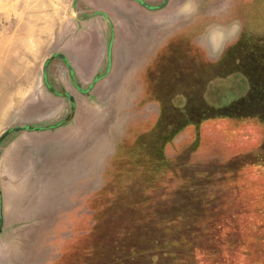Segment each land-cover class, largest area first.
<instances>
[{
    "label": "rangeland",
    "instance_id": "1",
    "mask_svg": "<svg viewBox=\"0 0 264 264\" xmlns=\"http://www.w3.org/2000/svg\"><path fill=\"white\" fill-rule=\"evenodd\" d=\"M115 1L121 13L79 0L74 9L73 0H0V53H14V72L23 70L16 61L22 56L33 60L34 70L41 67L28 96L16 95L22 88H15V79L0 87V135L16 126L43 128L10 132L0 142V264H92L81 254L96 216L125 212L134 206L126 207L125 199L149 192L144 186L155 177L139 167L142 147L161 122L166 120V131L173 129L179 117L173 106L223 108L250 91L252 81L243 71L252 64L223 76L214 67L242 39L264 36V0H189L195 4L181 15L172 5L155 10ZM74 42L90 45L91 59L102 61L98 69L71 74L53 56L62 53L69 61ZM192 117L200 119L199 110ZM22 132L30 137L26 142L17 141ZM48 137L56 142L46 143ZM197 139L198 146L188 148ZM263 141L264 125L256 118L219 117L183 126L164 154L228 170L232 157L255 151ZM248 162L236 180L244 189L227 197L222 188L217 200L224 213L244 208L210 245L226 264H264V163ZM198 259L215 264L207 255Z\"/></svg>",
    "mask_w": 264,
    "mask_h": 264
},
{
    "label": "trees",
    "instance_id": "2",
    "mask_svg": "<svg viewBox=\"0 0 264 264\" xmlns=\"http://www.w3.org/2000/svg\"><path fill=\"white\" fill-rule=\"evenodd\" d=\"M246 64L254 67L243 71ZM241 71L252 81L246 97L223 108L189 105L194 102L186 103L182 110L177 109L179 105L173 106L179 114L173 129L166 131V120L161 122L156 136L142 147L143 164L139 167L143 166L145 172L151 171L155 177L144 186L149 192L136 199H125L126 207L134 205L125 212L112 209L108 214L96 216L81 254L83 260L92 264H193L200 263L198 256L203 254L210 256L215 264H226L224 256L214 254L210 245L217 243L231 219H238L244 208L238 206L236 212L224 213L218 211L223 202L217 200L222 188L227 197L244 189L243 185H236L237 175L251 159L264 163V141L255 151L232 157L227 163L228 170L220 163L186 164L181 156L172 161L165 156L164 145L183 126L201 120L256 118L264 125V36L242 39L214 67L216 76ZM195 106L201 116L197 121L192 117ZM197 146L198 139L188 148ZM179 197H187V202H180ZM209 197H212L211 209ZM103 245L107 246L106 250Z\"/></svg>",
    "mask_w": 264,
    "mask_h": 264
},
{
    "label": "crops",
    "instance_id": "3",
    "mask_svg": "<svg viewBox=\"0 0 264 264\" xmlns=\"http://www.w3.org/2000/svg\"><path fill=\"white\" fill-rule=\"evenodd\" d=\"M82 1V4L84 6H97V7H104V8H110L113 11H115L116 13H121L120 11H118V9L116 7L119 6L118 1L115 0H79V2ZM126 1L128 3H146L147 6H145L144 4H142L143 7L148 8V9H152L149 7H157L160 4H162L163 0H123ZM191 3L189 2V0H169L168 4L166 6H176V12L179 14H187L190 11L187 10V5ZM192 5L195 4V2L193 1L191 3ZM165 6V7H166ZM181 10H178V9ZM189 11V12H188ZM103 13V12H102ZM106 15V14H105ZM130 15V14H129ZM197 15V14H194ZM105 17V16H104ZM107 20H109L110 18L107 16L105 17ZM73 44V52L72 54H70V56L68 55V59L66 57V60H63L68 68V70H70V72L74 71V72H78L79 70H81L80 72L83 71H87L89 68H94V65H96V69H98L102 63L101 60L99 61H94L92 60V56H93V52L92 49H90V45L88 46V44H83L84 46H78L79 44L77 43H72ZM111 45V41L109 42V46H108V50L110 48ZM21 49V48H20ZM6 48L2 49L1 53H0V87H8V86H12L11 81L12 80H16L14 86L15 88H22L21 90L16 91V95L18 96H28L31 91H32V87L35 84L36 79H38V71H40V68H38V70H34V63L33 60L31 61L29 58H24L22 56V60H16L18 62H23L24 68L23 70L19 69L16 72H14V70L11 68L10 63L14 60V57L12 56L14 53H8L5 52ZM80 51H87V55L84 57V59L81 58V56L79 55ZM108 54V52H107ZM111 54V53H110ZM108 59V58H107ZM92 61V62H91ZM109 60H107V68H108V62ZM70 62V64H69ZM92 64V66L90 67V65ZM70 66V68H69ZM71 72V74H72ZM26 132H22V135L18 137V142H26V138H30V137H26ZM29 136V135H28ZM46 136H39V139H44ZM52 140L54 142H56L54 139L48 137L45 139L46 143H51ZM11 147V146H10ZM9 147V148H10ZM15 148H17V146H15ZM9 159V158H8Z\"/></svg>",
    "mask_w": 264,
    "mask_h": 264
},
{
    "label": "water",
    "instance_id": "4",
    "mask_svg": "<svg viewBox=\"0 0 264 264\" xmlns=\"http://www.w3.org/2000/svg\"><path fill=\"white\" fill-rule=\"evenodd\" d=\"M77 2H78V0H73V4H72V7H73V9L76 7V4H77ZM168 2H169V0H163V2H162V4H160L159 6H157V7H153V9H155V10H161V9H163V8H165V6L168 4ZM142 4H144L145 6H147V4L146 3H143L142 2ZM149 8H152V7H149ZM95 15H102V16H105L106 17V15L104 14V13H102V12H97ZM53 56H56V57H58V58H60V59H62V60H66V57H65V55L64 54H62V53H56V54H54ZM108 68H107V70H106V72H105V74L104 75H106V73L109 71V68H110V48H109V50H108ZM47 62H48V60L46 59V61H44V63L42 64V76L44 77V81H46L45 80V72H46V68H47ZM69 68H70V66H69ZM71 69V68H70ZM72 72V71H71ZM103 75V76H104ZM102 76V77H103ZM100 78V76H97V77H95L94 78V80L91 82V85L95 82V81H97L98 79ZM48 88H49V90L50 91H52V92H55V90L53 89V87H51V86H48ZM80 91H82L81 89H80ZM83 93H86V91H82ZM68 99L70 100V102H73L74 101V98L71 96V95H68ZM36 130V131H38V130H41V129H43V128H31L30 126H16V127H13V128H11V129H8V130H6V131H4L1 135H0V142L8 135V134H10V132H17V131H23V130ZM2 226H3V204H2V193H1V191H0V231L2 230Z\"/></svg>",
    "mask_w": 264,
    "mask_h": 264
}]
</instances>
